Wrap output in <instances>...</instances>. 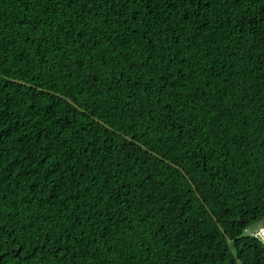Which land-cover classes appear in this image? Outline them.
Instances as JSON below:
<instances>
[{
  "label": "trees",
  "instance_id": "16d2710c",
  "mask_svg": "<svg viewBox=\"0 0 264 264\" xmlns=\"http://www.w3.org/2000/svg\"><path fill=\"white\" fill-rule=\"evenodd\" d=\"M264 0H0V264H264Z\"/></svg>",
  "mask_w": 264,
  "mask_h": 264
},
{
  "label": "built area",
  "instance_id": "2783aa9c",
  "mask_svg": "<svg viewBox=\"0 0 264 264\" xmlns=\"http://www.w3.org/2000/svg\"><path fill=\"white\" fill-rule=\"evenodd\" d=\"M253 234L259 235L264 242V230L263 229H260L258 231L255 230V231H253Z\"/></svg>",
  "mask_w": 264,
  "mask_h": 264
},
{
  "label": "clouds",
  "instance_id": "9594fccd",
  "mask_svg": "<svg viewBox=\"0 0 264 264\" xmlns=\"http://www.w3.org/2000/svg\"><path fill=\"white\" fill-rule=\"evenodd\" d=\"M260 229H263L264 230V226L262 224H259L256 228V231L260 230ZM254 231V229H253Z\"/></svg>",
  "mask_w": 264,
  "mask_h": 264
}]
</instances>
